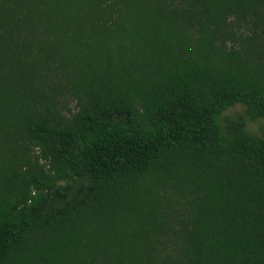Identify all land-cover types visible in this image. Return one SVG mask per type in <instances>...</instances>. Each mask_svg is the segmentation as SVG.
I'll return each instance as SVG.
<instances>
[{
  "label": "trees",
  "instance_id": "trees-1",
  "mask_svg": "<svg viewBox=\"0 0 264 264\" xmlns=\"http://www.w3.org/2000/svg\"><path fill=\"white\" fill-rule=\"evenodd\" d=\"M263 119L264 0H0V264H264Z\"/></svg>",
  "mask_w": 264,
  "mask_h": 264
},
{
  "label": "rangeland",
  "instance_id": "rangeland-1",
  "mask_svg": "<svg viewBox=\"0 0 264 264\" xmlns=\"http://www.w3.org/2000/svg\"><path fill=\"white\" fill-rule=\"evenodd\" d=\"M243 114H244V109L240 105L235 106L226 112V116H228L229 118H234L238 115H243ZM247 128L250 131V133L253 135H257V136L263 135L264 134V119L259 120L257 122H248Z\"/></svg>",
  "mask_w": 264,
  "mask_h": 264
}]
</instances>
